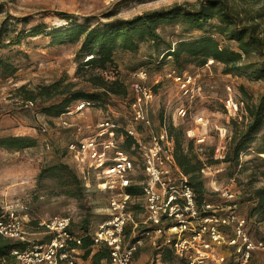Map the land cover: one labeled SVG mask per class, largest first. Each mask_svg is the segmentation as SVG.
<instances>
[{"label":"rangeland","instance_id":"1","mask_svg":"<svg viewBox=\"0 0 264 264\" xmlns=\"http://www.w3.org/2000/svg\"><path fill=\"white\" fill-rule=\"evenodd\" d=\"M186 2L197 6L200 0H0L3 6L0 28L12 16L7 31L0 35V137L26 135L37 139L36 146L21 150L0 147V212L3 208L15 209L28 223L29 231L34 233L41 231L37 229L39 222L55 215L69 214L76 208L79 213L75 215L74 230L77 233H81V230L90 231L89 234L94 232L97 223L108 217V194L92 189L83 199H77L58 193L53 180L45 179L39 183L37 175L41 167L53 162L71 164L68 143L92 134L94 125L102 119L110 118L121 124L131 121L128 98L116 95L106 96L104 104L93 103L79 110L77 105L83 101L73 103L71 113L67 115V120L73 124L72 129L62 126L59 116L44 113L40 101L34 104L25 102L21 86L33 89L61 78L66 82H75L76 88L94 90L87 80L90 69L77 73L80 41L53 42L51 35L29 36L28 29L42 22L47 23L48 30L67 25V20L61 18L58 12L73 14V21L85 23L88 20L90 25H94L114 18H132L146 11ZM160 30L174 41L181 34L178 25L165 24ZM16 36L21 37V41L12 43ZM149 54L150 49L145 43L141 44L136 54L118 51L115 68L103 72L104 76L109 80L119 78L128 84L132 73L144 66L149 72L151 85L160 80L156 87L157 98L149 105L155 128L167 118L180 126L186 137V131L196 126V115L207 119L205 145L200 149L194 144L195 152L207 164V173L203 174L206 198L225 207L229 204L228 198L220 193L230 190L236 193L232 199L241 214L248 217L256 215L262 220L261 212L254 210L256 202L249 196L254 188L264 187V129L242 154L240 166L234 167L230 162H225L228 137L239 132L248 119L246 111L240 117L229 115L223 101L228 93L227 86L231 85L235 96L244 104L250 98L256 102L264 92V81L250 79L245 74L225 73L223 64L214 61L203 66L188 64L180 70L170 57L162 59L158 54ZM5 64H9V69L4 67ZM171 70L200 75L202 96L190 99L182 95L176 83L165 77ZM181 103L190 113L186 119L177 116L176 107ZM234 120L237 121L235 124ZM43 127H47V130H43ZM216 189L219 191L214 193ZM132 209L138 215L141 210L139 202L134 203ZM46 237L44 233L31 236L32 240L40 241ZM154 251L150 245L141 247L132 264H136L137 255L142 252L146 253L144 264H151ZM170 262L180 263L174 257ZM252 264H264V250L255 251Z\"/></svg>","mask_w":264,"mask_h":264},{"label":"built area","instance_id":"2","mask_svg":"<svg viewBox=\"0 0 264 264\" xmlns=\"http://www.w3.org/2000/svg\"><path fill=\"white\" fill-rule=\"evenodd\" d=\"M165 77L174 81L187 98L202 96L200 75L171 70ZM159 81L151 85L148 70L136 69L129 82L131 121L121 124L102 119L94 125L92 134L67 145L86 191L98 189L108 194V217L90 233L92 250L108 249V256L100 264H132L137 251L146 245L155 250L151 264H172L164 259L165 251H170L179 264H252L255 251L264 250V220L241 214L232 199L236 193L230 190L220 193L228 198L225 207L207 199L198 201L188 177L175 161V140L167 126L171 122L177 125L164 118L155 128L149 114ZM227 90L224 106L229 115L240 117L245 104L235 96L231 85ZM91 104L83 101L77 109ZM176 111L182 119L190 114L183 103ZM69 113L70 108L59 116V123L72 129L73 124L67 120ZM194 121L196 126L186 131V139L202 149L208 120L196 115ZM128 139L131 143L126 146ZM206 170L204 167L202 173ZM130 187H141L142 191L133 194L128 191ZM137 202L141 208L138 215L132 209ZM78 213L74 208L69 214L43 220L38 223L41 231L33 233L15 209L3 208L0 235L24 247L0 256V264H93L92 254L84 256L83 236L74 230ZM37 233L47 237L32 240Z\"/></svg>","mask_w":264,"mask_h":264},{"label":"trees","instance_id":"3","mask_svg":"<svg viewBox=\"0 0 264 264\" xmlns=\"http://www.w3.org/2000/svg\"><path fill=\"white\" fill-rule=\"evenodd\" d=\"M257 5L258 8H255ZM2 11L3 6L0 4V13ZM58 15L67 20V25L54 26L48 30L47 23H37L28 29L27 34L51 35L52 41L59 43L80 41L77 73L89 68L87 80L94 90L76 88L75 82H66L64 78L33 89L21 86L23 100L33 104L40 101L42 111L48 115L61 116L78 101L101 105L109 95L127 97L129 105V83L124 84L119 78L109 80L103 72L115 68L118 51L136 54L142 43L147 44L150 56L158 54L162 59L170 57L180 70L185 69L188 64L203 66L209 59H213L214 62L223 64L225 73L245 74L250 79L264 81V0H200L197 6L188 2L176 3L132 18H114L94 25H90L88 20L85 23L73 21V14L66 12H58ZM11 19L12 16H9L2 23L0 35L7 31ZM165 24L181 27V34L175 41L160 30ZM195 31L198 33L194 34ZM16 37L11 40L12 43L21 41V37ZM252 56L257 59H250ZM4 67L9 69L10 66L5 64ZM244 111L247 113L248 122L239 132L236 131L233 136L228 137V150L224 158L225 162H230L234 167L241 165L242 154L253 138L264 129V92L256 102L252 98L246 101ZM235 122L237 121L234 120V124ZM167 129L175 140L174 157L178 167L188 177L198 201L207 199L202 173V169L207 166L206 162L195 152L194 142L186 140L180 126H174L171 122ZM130 143L131 139H128L125 145L129 146ZM36 144L37 139L32 136L0 137V147L15 150L34 147ZM45 179L53 180L60 194L77 199L86 196V188L72 160L71 164L58 161L41 167L37 181L40 183ZM128 191L140 194L142 190L141 187H130ZM249 199L256 202L254 210L261 212L263 219L256 215L249 217L254 216L257 221H263L264 187L254 188ZM86 222L87 220L84 221ZM89 232L81 230L79 233L83 236L84 256L87 258L92 254L93 264H100L108 256V249L93 251V240ZM21 247H24L22 243L13 242L0 235V256ZM164 259L172 261L173 255L170 251H165Z\"/></svg>","mask_w":264,"mask_h":264},{"label":"crops","instance_id":"4","mask_svg":"<svg viewBox=\"0 0 264 264\" xmlns=\"http://www.w3.org/2000/svg\"><path fill=\"white\" fill-rule=\"evenodd\" d=\"M146 253L142 252L137 255L136 264H144Z\"/></svg>","mask_w":264,"mask_h":264}]
</instances>
